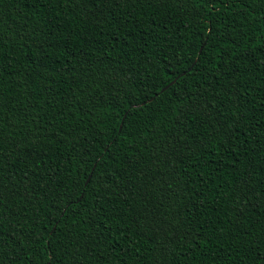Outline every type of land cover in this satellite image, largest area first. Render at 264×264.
<instances>
[{"label": "trees", "instance_id": "16d2710c", "mask_svg": "<svg viewBox=\"0 0 264 264\" xmlns=\"http://www.w3.org/2000/svg\"><path fill=\"white\" fill-rule=\"evenodd\" d=\"M0 264H264V0H0Z\"/></svg>", "mask_w": 264, "mask_h": 264}, {"label": "water", "instance_id": "95a60500", "mask_svg": "<svg viewBox=\"0 0 264 264\" xmlns=\"http://www.w3.org/2000/svg\"><path fill=\"white\" fill-rule=\"evenodd\" d=\"M179 76H180V75H179ZM177 78H178V76H177L175 79H173L169 84H167L166 86H164V87L161 89V91H164L165 89H167V88L169 87V85L173 84ZM87 180H88V179H87ZM86 182H87V181H86Z\"/></svg>", "mask_w": 264, "mask_h": 264}]
</instances>
